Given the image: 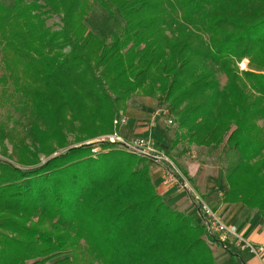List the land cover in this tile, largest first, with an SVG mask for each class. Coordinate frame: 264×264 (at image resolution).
Here are the masks:
<instances>
[{
  "label": "trees",
  "instance_id": "1",
  "mask_svg": "<svg viewBox=\"0 0 264 264\" xmlns=\"http://www.w3.org/2000/svg\"><path fill=\"white\" fill-rule=\"evenodd\" d=\"M95 8L106 32L89 23ZM9 85L25 134L0 124V264H217L147 159L86 144L114 131L133 96L167 108L172 147L230 152L222 202L264 219V0L0 1Z\"/></svg>",
  "mask_w": 264,
  "mask_h": 264
},
{
  "label": "crops",
  "instance_id": "2",
  "mask_svg": "<svg viewBox=\"0 0 264 264\" xmlns=\"http://www.w3.org/2000/svg\"><path fill=\"white\" fill-rule=\"evenodd\" d=\"M156 107L157 102L152 99L133 96L125 111L128 123L121 129L122 135L126 139L151 138L157 150L170 154L172 160H176L181 169L185 171L193 187L190 190L191 193L200 196L224 223L236 227L245 239L257 246L264 247L263 217L257 210L248 209L240 204L222 202L227 190L224 180L214 173L212 167L203 166L198 164V161H194L193 149L198 151L201 148L187 146L181 142L172 147L176 133L168 127L165 119L159 117L150 122ZM184 148L185 150L187 148V152L182 151ZM199 158L203 159L204 156H199ZM150 170H152L153 183L164 202L171 209L179 211L201 224V213L198 210L199 207L194 204L191 193L186 190L183 192L161 187V169L153 165ZM212 252L217 264H264V255L261 258H256L245 251H240L232 244H217L212 247Z\"/></svg>",
  "mask_w": 264,
  "mask_h": 264
},
{
  "label": "built area",
  "instance_id": "3",
  "mask_svg": "<svg viewBox=\"0 0 264 264\" xmlns=\"http://www.w3.org/2000/svg\"><path fill=\"white\" fill-rule=\"evenodd\" d=\"M161 110H156L152 119H156L161 114ZM166 114L167 124L174 130L177 122ZM128 123V117L125 113H119L113 120L114 131L95 141L96 149L92 153L99 151L101 144H109L120 149L130 155L145 158L153 165L161 169L160 186L164 188H173L177 191H185L188 185L182 177H180L173 162L166 156L164 152L157 150L151 138H131L125 139L121 135L123 129ZM195 201L198 203V210L201 213L202 224L206 230V234L212 241L213 246L217 244H232L240 251L261 258L264 255V247L257 246L245 239L238 229L232 225H228L222 221L216 212H214L200 197L195 195Z\"/></svg>",
  "mask_w": 264,
  "mask_h": 264
},
{
  "label": "rangeland",
  "instance_id": "4",
  "mask_svg": "<svg viewBox=\"0 0 264 264\" xmlns=\"http://www.w3.org/2000/svg\"><path fill=\"white\" fill-rule=\"evenodd\" d=\"M0 1L3 3H8V0H0ZM106 17L107 16L101 10H98L97 8H95L91 12V15L89 18V23L93 29L99 27V28H102V30L104 32H106L109 29L105 23ZM46 24L49 27L56 29L58 27V25H60V20L57 16H53L52 18L47 20ZM98 31H99V29H98ZM238 70H239V73L249 70L248 61L246 59H244L241 63L238 64ZM216 77L218 79L219 86L222 87L225 83V78L222 75H220L218 72H216ZM138 97H141V96H138ZM143 98H145V97H143ZM149 99H151V98H149ZM152 101L156 102L157 100L152 99ZM23 105L24 104L22 103V99L20 98L19 95L15 94L12 91V87L10 85L7 88L0 87V124H2L4 126L8 125L9 129L16 128V131H17L16 134H20L21 136L25 134L23 131V127L25 126V121L23 120L24 114H25ZM156 110L162 111L161 114L159 116H157V118L163 117L165 119L166 124H167V118H166V114H165V112H166L167 115H169L167 112V108L160 106L157 102V107L155 109V112H156ZM155 120H153L151 118V121L150 120L149 121L153 122ZM259 124L261 125L262 123L259 122ZM168 127L171 128L169 125H168ZM171 129H173V128H171ZM174 131H175L174 133L177 134L176 130H174ZM174 133H173V135H174ZM121 135H122V132H121ZM104 136H106V135L96 137L93 140L86 142V144L87 145L93 144V143H95V141H97L98 139H100L101 137H104ZM11 138H12V140H15V136H13V132L11 133ZM69 138H71V136H69ZM4 143H5V146L7 147L8 155H11L12 150H11L10 143L8 141H5ZM200 148L201 149H199L198 151L193 149V153H194V157H195L194 161H196V162L198 161V164H202L203 166L206 165V166L212 167L214 169V173L217 174L219 177H221L225 183L226 170H227L228 166L231 164V161L233 160L232 154L230 152H227V153L222 152V146L219 147L217 150H214V151L213 150L210 151V150H207V149L202 148V147H200ZM118 150H120V149H118ZM186 150H187V148H186ZM186 150L184 148L182 151L187 152ZM101 152H103V151L100 148L99 151L97 150L95 153H93L94 157H96ZM191 153H192V151H191ZM55 155H57V154H54L53 156H55ZM199 156H204V158L201 159V158H199ZM168 157L172 160V158L170 157V154ZM6 160H7V158L3 157L0 154V161L7 162ZM172 161H173L175 168L177 169V172L179 173L180 177H182V179H184L188 185V188L185 190L188 191L189 193H191L190 190L193 187L190 184V181L188 180V177L186 176L185 171H183L181 169L180 165L176 162V160H172ZM148 164H149V167L151 169L153 164L150 161ZM154 166H156V165H154ZM198 167H199V165H198ZM150 174H152V170H150ZM225 185H226V183H225ZM195 195H197V194L191 193V196L193 197L194 204H196L198 206V203L195 201ZM198 197H200V196H198Z\"/></svg>",
  "mask_w": 264,
  "mask_h": 264
}]
</instances>
